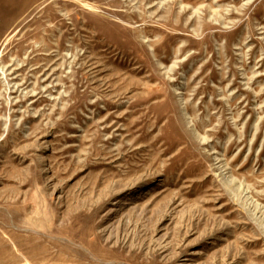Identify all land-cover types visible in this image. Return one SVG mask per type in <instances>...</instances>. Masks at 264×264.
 Returning <instances> with one entry per match:
<instances>
[{"label":"rangeland","instance_id":"rangeland-1","mask_svg":"<svg viewBox=\"0 0 264 264\" xmlns=\"http://www.w3.org/2000/svg\"><path fill=\"white\" fill-rule=\"evenodd\" d=\"M0 264H264V0H0Z\"/></svg>","mask_w":264,"mask_h":264}]
</instances>
